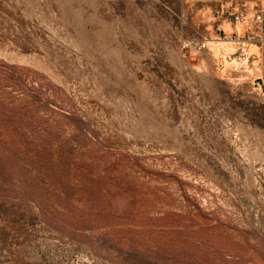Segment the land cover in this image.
Listing matches in <instances>:
<instances>
[{"label": "rangeland", "instance_id": "374dc122", "mask_svg": "<svg viewBox=\"0 0 264 264\" xmlns=\"http://www.w3.org/2000/svg\"><path fill=\"white\" fill-rule=\"evenodd\" d=\"M259 1L0 0V130L52 153L75 223L112 258L15 186L0 188V264H123L126 245L264 264V25L233 15Z\"/></svg>", "mask_w": 264, "mask_h": 264}, {"label": "trees", "instance_id": "16d2710c", "mask_svg": "<svg viewBox=\"0 0 264 264\" xmlns=\"http://www.w3.org/2000/svg\"><path fill=\"white\" fill-rule=\"evenodd\" d=\"M251 121L264 127V104L252 109ZM15 141L16 136L8 135V131L0 130V188L9 190L18 186L23 190L24 196L39 207L42 219L47 225L67 234H72V232L82 234L84 236L83 241L92 251L112 259L109 254L110 246L106 239L92 241L85 238L92 232L93 228L85 223H75V210L77 208L72 201L73 195L65 189H60L64 183L61 178L55 176L56 163L52 153L46 149H41L33 154L26 152L20 154L17 153ZM10 161L14 163L13 167L9 166ZM33 165L45 170L44 179L46 181L44 184H40L36 177L28 171L27 168ZM15 167L17 168L16 173L14 172ZM44 185L56 188L51 190L45 188ZM123 264H169V262L167 259L155 260L146 257L140 250H134L133 245H126L123 247Z\"/></svg>", "mask_w": 264, "mask_h": 264}, {"label": "built area", "instance_id": "2783aa9c", "mask_svg": "<svg viewBox=\"0 0 264 264\" xmlns=\"http://www.w3.org/2000/svg\"><path fill=\"white\" fill-rule=\"evenodd\" d=\"M233 15L235 22H240L247 17H251L257 25H264V0L254 3L250 11L240 9L238 12H234Z\"/></svg>", "mask_w": 264, "mask_h": 264}, {"label": "crops", "instance_id": "0c3cea01", "mask_svg": "<svg viewBox=\"0 0 264 264\" xmlns=\"http://www.w3.org/2000/svg\"><path fill=\"white\" fill-rule=\"evenodd\" d=\"M247 11H250V8Z\"/></svg>", "mask_w": 264, "mask_h": 264}]
</instances>
